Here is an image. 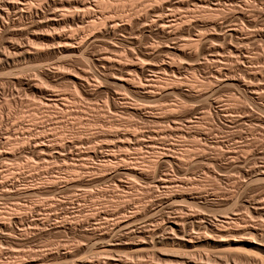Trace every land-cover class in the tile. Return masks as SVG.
Masks as SVG:
<instances>
[{
  "label": "bare ground",
  "instance_id": "bare-ground-1",
  "mask_svg": "<svg viewBox=\"0 0 264 264\" xmlns=\"http://www.w3.org/2000/svg\"><path fill=\"white\" fill-rule=\"evenodd\" d=\"M114 1L49 0L48 7L42 9L41 5L45 1L39 3V6H35L33 2V4L31 3V0H0V36L5 35L8 38L7 43L4 45L5 48H3L9 47L12 50H0V66L3 65V69L6 68V70L12 72L15 67L20 65H22L19 67L20 69L24 66L32 68L33 65L28 64L26 66V64L23 66L22 62L41 60V56L44 54L43 50L39 46L33 47L34 44L31 47L28 46L29 43L28 45L25 42L16 43V39L13 37L19 33H25V38L33 36L35 45L36 43L40 45L41 42L38 43V40L39 36H41L42 42L44 43L43 40H45L46 46L51 47L50 51L60 55L58 60L55 61L57 70L54 69L55 71L49 73L58 72V75L55 73L57 78L70 82L75 86L74 90L76 92L68 97L70 104L81 105V95L90 101H94L98 100L103 93H106V99L110 97L115 112L136 114L148 120L162 121V123L163 121L175 123L174 127L163 132L154 130L139 133L138 131H130L129 128H119V125L117 127L118 121L109 119L108 123L106 122L105 124L107 127H101L100 133H102L103 138L98 139L95 146H92V144L89 146V142L79 141V139L78 142L74 141L75 143L70 141L66 144L63 142L60 144L58 142L57 146L55 145L56 147H50V145L44 144V140L40 141V139L34 144L35 140H33L34 148L32 149L35 150V154L37 153L38 157H50V152L53 150L55 157L61 161L66 162L77 158V163L68 165L65 168L67 175L63 176L64 180L62 179V181L65 182L63 184L66 187L75 189L74 192H76V202L78 204L86 200V194L96 193H92L94 191L92 189V191L87 190L94 183L107 185L108 188H105L109 189L108 191L111 190L112 194L110 199H108L109 197L107 199L103 198L98 202L99 205L97 207L102 209L97 210L94 203L96 212H93V214L90 212L91 215L78 224L81 228L92 226L88 232L92 240H94L93 246L95 248L93 251L88 252L85 249L82 251V247L76 246V249L75 247L67 246L65 250L57 251L55 249L56 251L49 255L71 258L73 259V264H212L210 263L211 259H213L211 257L216 255L217 258L216 260L214 259L213 264H223V260L228 258L226 253L231 252L235 248L232 245L233 243L224 239V236L239 233L248 234V236L252 237V239L246 238V241L254 243L252 246L254 248L248 249L254 251L255 255L260 257V260L264 263V197L256 195L251 187L255 182H264V151H255L252 157H247L253 150V148L249 149L251 144L250 139L247 137V141L236 142L226 150L225 147L229 141L221 140L222 138L218 139L215 136L218 131L208 119L210 112H207L203 106L205 102H208L209 106H213V113L219 119H223L224 126H241L248 120L252 125L260 126L264 131V117L251 114L252 112H249L247 106H243V112L239 113L236 103L225 104L226 102L223 103L222 98L218 95L220 88H233L238 92H244L253 103L257 104L258 108L264 111V74L255 65L257 56L254 57V55L252 57L247 51L248 49H246L250 42L252 44L253 42L256 44V42L250 40V34H244L245 24H241V22H246L247 31L250 33L257 31L258 35L264 37V23L259 24L254 19L255 17L253 18V16L260 13L264 19V11L262 8L250 7L247 0H143L140 1V4L139 1H135L144 8L139 10L142 12L144 10L143 13L138 11L139 14L137 12L136 14L131 12L125 14L118 4L115 5L117 2L114 3ZM123 3L125 6L126 2ZM149 3L151 4L149 5ZM147 4L149 8L146 9L145 7H148ZM57 8L59 10L62 9V11L57 10ZM221 14L222 17H220ZM33 17L37 20L34 18V21L23 22L24 19ZM258 26L261 27L259 28ZM66 27L72 29L75 27L77 32L74 33V30H72L67 33L63 31ZM83 27H91L93 30L90 29L91 32L89 33L86 30L87 32L84 33L85 31L83 30L81 32ZM229 37L235 38L237 42L235 43V41L231 40L229 42ZM115 41L120 43L124 49L134 48L138 52L130 51L126 55H120V48L114 44ZM199 50L201 54L203 53L202 57H199ZM67 58L81 60L82 62L89 61L98 67L97 70L100 74L97 73L98 75L95 76L96 80L93 81L90 80L91 74L85 70L86 66H81L73 71L71 69L65 70L63 67H65L64 61H68ZM178 58L181 61L183 59L190 62L185 61L186 64L184 65H176ZM61 63H64V66ZM37 67L38 65L34 64L33 68ZM61 67L64 69L63 71L60 70ZM88 67L90 66L88 65ZM204 69H209V71L205 72L203 77H197L196 72ZM12 73L16 75V73ZM187 73H191L192 77L187 78ZM17 75L16 77H18ZM53 79L55 78L53 77ZM19 80L18 82H20ZM36 83L29 85L32 91L40 96L42 100L39 101H41L42 105L44 104L43 107L48 108V112L62 113V111H66L69 103L66 99V94L59 95L57 94L58 90L55 92L49 90L50 88H43L44 86L41 85L38 87ZM207 83L209 85L214 83L212 86L217 84V87L214 88L207 85L209 88L198 90L200 85ZM183 84L185 85L184 87H182ZM172 94H179L183 97L194 99L200 103V106L192 107L190 105L191 107L185 109L184 113L186 114L181 115L178 111L186 107V103L183 102L185 99H182V102L167 103V105L159 108H154L152 104L150 106L148 103V106L146 103V105L142 104L145 106L133 104V101L131 102L130 100L131 96L137 99H144L150 103L158 102L160 104L159 101L162 97ZM91 104L92 108L96 107L98 109L101 107V104L98 105L96 102H91ZM239 108H242V106ZM78 112H75L76 116L80 114ZM63 115L65 114L63 113ZM181 121L185 123L183 126L193 130L192 135H194L196 140L198 138L195 142L199 141L198 145L200 147L194 153L193 148L191 152L190 148L185 147L182 143L166 140L167 137L173 134H178L179 138L180 136L183 138L190 136L189 130L181 127ZM36 124L38 125V123ZM36 124L34 123V125ZM82 131L83 129H76V131L74 129L73 131L63 132L67 136L77 137L78 134H82ZM244 135L250 137L248 133H244ZM262 135L261 138L263 137ZM57 137L54 136L55 141H58ZM21 138L19 139L21 140ZM201 141L203 142L202 144H200ZM232 143L230 142L229 144ZM83 144L88 145L87 147L83 146L84 148L86 147L84 151L83 149L81 151L78 149L71 151V149ZM142 147L149 152L148 159H145V156L133 157L131 155L130 151H140ZM192 157L195 159H192ZM57 159L55 160L57 161ZM192 160L196 165L193 164L194 167H198L205 177H213L218 181L226 180L231 182V185H237V187L242 188L238 197L236 196L238 189L235 190V186L233 187L234 190H225L223 194H217L214 191L209 192L205 188L204 190H202L203 188L199 190L202 182L200 177H203V175L197 178L194 176L195 173L189 170L190 165L193 163ZM235 163L237 165H234ZM230 167H234V169L235 167L240 168L239 172L243 177L241 181L236 178V175L232 176L229 174ZM74 173L77 175L75 176ZM68 174H72L75 177H71ZM8 179L2 182L0 180V191L6 193L7 191H4V189L9 190L13 181L16 183L15 178L13 181ZM42 180L49 183L48 188L38 185L27 187L24 190L19 188L20 190L18 189L17 194L39 193L43 195V193L47 194L48 191L59 188L57 181L54 179V181H50V178H42ZM59 180L58 182H60ZM139 180H145L146 184L151 186L149 189L152 191L147 189L148 192L151 191V197L148 202L147 199L146 201L143 199L144 196L138 194L141 192L138 187L140 185L138 183ZM113 181H116V183H113ZM51 182L53 184H50ZM144 187L143 191L145 190ZM9 191L11 192V190ZM101 192L103 193L104 191ZM2 194L0 193V197H3ZM99 195L101 194L99 193ZM73 200L70 202L71 204H73ZM49 201L47 206L52 207L54 201L52 199ZM70 203L68 202L69 205ZM28 206L30 207L29 204ZM28 206L26 204L20 206L22 208L21 212L8 213L10 219L17 223V227L18 224L23 226V228L26 227L25 225L34 227L43 224L40 218H30ZM41 206L37 208L40 214L43 213L41 209H46V207L42 208ZM231 206L238 207H232L229 212L222 211L220 215L215 214V216L211 214L213 211H209L225 210V208L229 210ZM201 207L208 208V211L202 210L203 208ZM193 208L197 210H193ZM243 209L247 211V214L251 215L250 219H248L249 217L245 219V214H241ZM114 217H117V222L111 224L110 228L112 231L107 232L108 221ZM56 219L57 217L55 216L54 220ZM4 221L0 219V229L4 233H8L13 225L10 226L9 222L6 223L7 221ZM70 225L72 226V224ZM70 225L67 226L70 227ZM134 229H136L135 232ZM122 230H127L130 234L129 236L124 235V240L120 239V235L117 236L118 231ZM211 239L216 240L214 241L216 245L213 246L215 251L214 249H206L205 245L211 242ZM225 244L228 245L226 249L222 247ZM120 245H136V248L126 252L125 258H123L118 251L114 250ZM169 255L175 258H171ZM237 257L240 258L239 256ZM22 259V262L28 260L26 258ZM9 262L14 264L13 260ZM15 264L18 263L15 262Z\"/></svg>",
  "mask_w": 264,
  "mask_h": 264
},
{
  "label": "rangeland",
  "instance_id": "rangeland-1",
  "mask_svg": "<svg viewBox=\"0 0 264 264\" xmlns=\"http://www.w3.org/2000/svg\"><path fill=\"white\" fill-rule=\"evenodd\" d=\"M43 1H45V2L47 1L48 4L47 3L45 4V2H43ZM135 1L136 2L139 1V4H140L141 3L140 1H143V0H120V1L119 0H115L114 3L117 2V3H115V5L118 4L119 8L122 9L125 14L126 13H130V12L134 13V14H136V12H137V14H139V12L143 13L144 10H143V12L139 11V10H141V8L142 9H144V8L142 6H139V4L136 3ZM247 1H248V4H250V7L253 8L255 6L256 9L262 8V10L264 11V0H247ZM32 2L35 4V6H39L40 5L39 3L43 2L44 4L41 5L42 9H46L48 7L47 5H49V0H39V1L38 0H31V3ZM123 2H126L125 6H124ZM134 4H136L135 5L136 7L134 6ZM150 4L151 3H149V5ZM149 5H148V7L146 6L145 8L146 9L149 8ZM58 8H57V10H59ZM59 11H62V9L59 10ZM257 15L253 16V18L255 17L254 19L257 20L259 22V24L260 23L261 24L264 23V19L261 16V14L259 13ZM220 17H222V14H221ZM34 18L35 17H33L31 19H24L23 22L28 21V20H33L34 21L36 19V18L35 19ZM241 24H245L244 25V31H243L244 34L245 35L250 34V37H251L250 40H252V42L255 41L256 44L259 43V44H257L258 45L257 46L254 42H253V44L250 42L248 45L250 47H252V48H250L248 46L246 49H248L247 51L252 55V57L254 55H255L254 57L257 56L256 59L254 58L255 59V65L258 67L259 71L260 72L263 71L262 73L264 74V69H263L264 68V37L258 35L259 33H257V31H255L257 34L255 32H253V33L251 32L250 33L249 31H247L248 28H247L246 22L245 23L241 22ZM258 27L260 28L261 26H258ZM258 27H256V28H258ZM90 29L93 30V28H91V27H89V28L83 27L81 29V32L83 30V31H85L84 33H86L87 31H88L87 33H89V32H91ZM72 30H74L73 31L74 33L77 32L75 27L73 29L70 28V27H66V29H64L63 31H65L67 33L68 32L70 33ZM39 31L42 32L41 30H39ZM245 31H246V33H245ZM251 34H253V35H251ZM25 36H26L25 33H23V34L19 33V34L15 35L13 38L16 39V41H15L16 43L17 42H21V43L25 42V43H27V45L29 43L28 46H31L32 44L35 45L33 36L29 37V38L28 37L25 38ZM261 37H263V38H261ZM13 38H12V40L14 41ZM7 39L8 38L5 37V35L0 36V50L5 48L4 45L7 43ZM234 39L235 38H230L229 37L228 41L231 40L233 42L235 41V43H236L237 40L236 39L234 40ZM259 39H260V41H258ZM4 40H5V42H4ZM39 40H38V43L41 42L40 45H43V46H40L39 44L37 45V43H36L37 46L33 45V47H38L39 46V48H41L43 50L44 54H43V56H41V60L39 59L38 61H33V62L31 61V62H25V63L22 62L23 66L26 65V64H27L26 66H28V64H31L34 67V64H37L38 65L37 68H33V67L30 68L29 67L30 68L29 69V68H26L24 66V67H21L22 69H20L19 67L22 66V65L15 67L14 70H12V72L16 73V75L18 74L17 75L19 77L18 78L11 71L6 70V68L3 69L2 68L3 65L0 66V151H1L0 152V180L2 182L3 180H6L7 178H9V179H12V181H13V179L15 178L14 180L16 182V183H14V181H13L14 185L13 184L10 185L9 190H11V192L9 190H7V189H4V191H7L6 193L0 191V193H3L2 195L4 197V198L0 197V219H3V221L5 220L4 222L7 221L6 223L9 222L10 226L13 225L12 227H10V232H8V233L7 232L4 233V231H2L0 229V255L2 254V256L0 257V259H1L0 264L1 263H3V264H8L9 263L10 264L12 262H9V261H12V260L14 261L13 262L14 264H15V262H17L18 264H73V259H71V258H60V257H57V256L53 257V255L52 256H50V255H51V253H54L56 250L57 251L65 250L67 246H70V247H73V248L74 247L76 248V246L79 247V248L82 247L81 248L82 251L84 249L88 250V252L93 251V249L95 248L93 246L94 240H92V238H91V236L89 235V232H88V230L90 228H92V226H90V227H86L85 226V227L81 228L78 224L81 223V221H83V219L85 221L91 214H93V212L95 213L96 212V208H97V210H99L101 208V207L100 208L97 207V205H99V203H98L99 201H101L103 198L107 199L108 197H109L108 199H110V197L112 195L111 194V190L108 191L109 189L107 190L105 188V187H107V185H103V184L101 185V183H94L92 185V187H88L89 189L87 188V190L90 191L92 189V190H94V191L91 190L92 193L93 192H96V193L95 194L93 193L91 195L86 194V197H87L86 200L84 202H81V204H78L76 202V192H74L75 189L66 187L64 185L65 182L62 181V179L64 180L63 176L67 175L65 168H67L68 165L77 163V161H78L77 158H74V160L73 159L67 160L66 162L65 161H61V160H59V159H57L55 157V152L53 150L50 152L51 153L50 154L51 156L49 155L50 157H48V156L46 158H44V157L42 158V156L38 157L37 153L35 154V150L32 149V148H34L33 145L36 143L37 140H39V139H40V141L44 140L43 141V142H45L44 144L50 145V147H56L58 142H60V144H61V142L66 144V143H69L70 141L75 143L76 141L78 142V139H79V141H87V142H89L88 143L89 146L91 144H92V146H95V145H97L96 142L98 141V139H102L103 138L102 133H100V129H101L102 126L107 127L105 124H106V122L108 123L109 119L110 120H115L116 122L118 121L117 122V127L119 125V128H122V127H123V129H125V128L128 129L129 128L130 131H132V130L133 131H138L139 133L149 132V131H154V130H156V131L160 130L158 132H163L165 130H169L171 127H174V125H175V123L170 122V121H166V122L163 121V123H162V121L148 120V119L140 117L139 115H136V114H125V113H121V112H115L113 110V106H112V102H111L110 97L108 96L109 98L106 99V97H107L106 93H103L101 95V97L99 96L98 100H94V101H90L89 99H87V98H85L84 96L81 95L80 96L81 105L80 104H76L77 105L76 106L75 104H72V103L70 104V99L68 97H70V94L73 95L76 92L74 90L75 86L73 84H71L70 82H67V81H65L63 79L57 78V75H58L57 73L58 72L57 73L56 72H52V74L49 73L51 71H55L54 69L57 70V67L55 65V61L58 60V56H60V55L59 54L57 55V54L51 52L50 51L51 47L48 46V45L46 46L47 43H46L45 40H43L44 43L42 42V37L41 36H39ZM114 44L120 48V51H121L119 53L120 55H126L130 51L134 52V53L138 52L134 48H130V49L126 48V49H124L123 46L120 43H118L117 41H115ZM253 46H255V47H253ZM99 48H104V47H99ZM9 49H10L9 47H6V49H4V50L7 51ZM49 52H51V53H49ZM198 54H199V57H202L201 55H203V53L201 54L200 50L198 51ZM67 59H68V61H64L65 62V67H63V68H65V70L66 69L67 70L71 69L73 71V70H77L81 66L82 67L86 66L85 70L88 73L91 74V76H90L91 79L90 80H93V81L96 80L95 76H97L98 75L97 73H99V71L97 70L98 67L96 65H94L93 63H90L89 61L88 62L87 61L86 62H84V61L82 62L81 60H74L72 58H67ZM180 61H181V59L178 58L177 61H176V63H177L176 65H178V64L179 65H184V64H186L185 61H187V60H183L182 59V61L181 62ZM187 62H190V61H187ZM31 65H29V66H31ZM61 65L64 66V63H61ZM66 65H67V67H66ZM88 65L90 67H88ZM7 69H9V68H7ZM60 70L63 71L64 69H62V67H61ZM208 71H209V69L208 70L204 69L202 71L196 72V75H197V77L201 78V77H203V75H205V72H208ZM50 74H51V76H50ZM54 74H55V76H53ZM133 74H134V72H133ZM190 75H191V73H187V78L188 77H192V75L191 76ZM52 76L55 79H53ZM56 78H57V80H56ZM18 80L20 82H18ZM99 82H100V80H99ZM31 83H36V85L38 87L41 85V86H44L43 88H46V89L50 88L49 90H51V91L57 92V90H58L57 94H59V95H62V94L65 95L66 94L65 95L67 97L66 99L69 101V103L67 102L68 103L67 104L68 105V107H67L68 110L66 109V111L64 110V111H62V113L61 112H59V113H53V112L50 113V112H48V108H45V106L43 107L44 104L42 105L41 101H39V100H42L40 98V96H38V94H36V93H34L32 91V89H31V87L29 85ZM210 84L211 85H209V83H207L205 85L204 84L200 85L199 87L201 89L198 87V90L206 89V87H208V86H211V87H214V88L217 87V84H215L216 86H212V84L214 85V83H210ZM101 85L104 86L103 83H101ZM184 86L185 85L183 84L182 87H184ZM229 88L230 87H228V88L224 87L222 89L220 88V90H219L218 95H219L220 98H222L221 100L223 101V103H225V102H226L225 104L230 103V102L231 103H236V105L238 107L237 111H239V113L243 112V110H244L243 106H247L249 112L250 113L252 112L251 114H253V115H261L262 117H264V111H262L260 108H258L257 104L253 103V101H251L249 99V97H247L244 94V92L242 93L241 91H239V92H241V93H239L238 91L234 90L233 88L232 89L231 88L229 89ZM73 90H74V92H72ZM233 92L234 93L236 92V93L234 94ZM123 93H125V92H123ZM182 99L183 100L185 99V100L183 101ZM102 100H104V101H102ZM130 100H131V102L133 101L132 102L133 104H138V105H142V104H145V103L147 104L148 103L151 106V104H152V106L154 108L155 107L159 108V107L165 106V105H167V103L170 104V102L174 103L176 101L177 102H179V101L182 102L183 101V102L186 103V107L184 109H181V110L179 109L178 113L181 114V115H185L186 114V113H184L186 111L185 109H187V108H189L191 106L192 107L193 106H197V105L200 106V103L196 102V100L191 99V98L183 97V96H181L179 94H174V95L172 94V95H167V96L162 97L160 99V101L158 100L160 104H158V102H156L157 104L155 102L154 103H150L148 101H145L144 99H137L136 97H131V96H130ZM91 102H96L98 105L101 104L100 105L101 107H99L98 109L96 107L92 108L91 107V105H92ZM239 103H240V105H239ZM148 104H147V106H148ZM104 105H106V106H104ZM145 105H142V106H145ZM203 106L205 107L207 112H210L209 116H208V119L210 120V123L213 124L216 127L217 131H218V133L215 136H217L218 139L222 138L221 140L229 141V143L230 142L231 143L234 142L232 144L228 143V145H226V147H225L226 150L229 149L230 146H233L236 142H238V143L241 142V141L245 142V141H247L246 139L248 138V139H250V144H251L250 145L251 148H249V149L253 148V150H251L252 152L250 151L252 154L249 152L251 155L249 154V155H247V157H250V156L252 157L253 153L255 151H262V150L264 151V140H263V137H264V133L263 132L264 131H263V129L260 128V126L257 127V126H255V124L252 125V123L249 122L248 120H247V122L245 121V124H243L241 126H238V125H234L232 127L224 126L223 119L220 118L221 119L220 120L219 117L215 116V114L213 113L214 112L213 111V106H209L208 102H205V104H203ZM241 106H242V108H239ZM89 107L92 108V109H90ZM88 109H90V110H88ZM75 112L76 113L78 112L80 114L76 116ZM159 112H161V111L159 110ZM244 112H246V111H244ZM63 113L65 115H63ZM48 114H50L52 117L50 115H48ZM56 115H58V116H56ZM110 115H111V117H110ZM158 115H160V114H158ZM33 117H34V119H33ZM67 119H68V121H67ZM156 121H157V123H156ZM220 121H222V122L220 123ZM169 122H170V124H169ZM34 123L35 124L38 123V125L37 124L34 125ZM166 123H168V124L166 125ZM183 124H185V123H182V121H181V124H180L181 127H184V129L187 130L188 128L183 126ZM251 125H252V127H251ZM253 126H254V128H253ZM250 127H251V129H250ZM256 127H257V130H256ZM72 128H73V130L75 129V131H76V129L77 130H82L83 129L82 134H80V135L78 134L79 136L77 135V137H72V136H69V135L67 136V134H65L64 132L65 131H68V132L69 131H73V130H71ZM188 130H189V135L190 136H187V137H184V138L180 136V138H179L177 136L178 134L177 135L173 134L172 136L170 135L169 137H167L166 140L168 139L167 141H170V142H176V143H180V144L182 143V144H184L185 147L190 148V150L193 148L192 150H193V153H194L195 150L198 147H200L198 145L199 141L195 142V141L198 140V138L196 140L194 135H192L193 134V130L192 129H188ZM260 132H261V134H263L262 138H261ZM62 133H64V134H62ZM244 133H248L250 137L245 136ZM258 135H259V137H257ZM54 136H56V137L58 136L56 138L58 141L54 140ZM211 136L215 137L214 135H211ZM60 137H62V138H60ZM19 138H21V140L23 139L22 142H21V140ZM232 139H233V141H232ZM252 139H254V140H252ZM33 140H35V142ZM18 142H20V143H18ZM33 142H34V144H33ZM27 143H29V144H27ZM202 143L203 142L201 141L200 144H202ZM22 144H23V146H22ZM83 146H86V145L85 144L78 145V147H76L74 149H71V151H74L75 149L76 150L78 149L79 151H81V149H83V151H84V149L88 145L85 148ZM259 149H261V150H259ZM32 150H33V152H32ZM192 150H191V152H192ZM68 152H70V151H68ZM130 153H131V155L133 157H138V156L144 157L145 156L144 157L145 159L146 158L148 159L147 156H149V152L144 147H142L140 149V151L132 150V151H130ZM47 158L49 159L48 161H47ZM55 159H57V161ZM192 159H195V158L192 157ZM192 162H193V160H192ZM193 164L195 165V163L193 162L192 165H190L189 170L190 171L192 170L195 174L193 172H191V173H193L194 176H196L197 178H199L201 175H203V177L202 176L200 177V179H202V182L200 183L199 190L202 189V188H203L202 190H204V188H205V190L208 189L207 191H209V192L210 191L211 192L214 191V192H217V194H223V192L225 190H227V191H228V189L229 190L230 189L234 190V188H235V190L238 189V192L236 191L237 192L236 196L238 197V195L240 194V191L242 190V188H240L239 186L237 187V185H231V182L226 181V180L218 181V180H215L213 177L212 178H209L208 176L205 177L204 174H202V172L199 170V168L198 167H194ZM234 165H237V164L235 163ZM239 169L240 168H238V167L237 168L235 167V169H234V167H230L229 174H231L232 176L236 175V178L238 180L240 179V181H241V179L243 177L240 175L241 173L239 172ZM74 175L76 176L77 174L74 173ZM74 175L70 174L69 176L75 177ZM52 176H53V178H52ZM5 177H6V179H5ZM58 177H59L60 180L58 179ZM238 177H240V178H238ZM42 178H50V181L54 179L55 181H57V186L59 188L58 189L56 188L55 190H53L54 192L51 190V191H48L50 193H48V192H47V194L43 193V195L39 194V193H37V194L36 193L35 194L32 193V194H27V195H23V194L18 195L17 194V191H19L20 189L24 190L25 188L27 189V187L28 188L29 187H35L37 185L38 186H42L44 188L45 187L48 188L49 183L47 181H45V180H42ZM58 180L60 182H58ZM144 181L143 180H139L138 183L140 185L137 183L139 185L138 186L139 189H140L139 191H141V192L138 191L139 192L138 194L140 196H144L143 199L145 201L147 199V202H148V200L151 197V193L150 192L152 190L149 189L151 186L149 184H146V181L145 182ZM113 183H116V181H113ZM202 183H203V185H202ZM50 184H53V182H51ZM145 184L147 185V187H146ZM14 186H15V188H14ZM143 187H144V189L146 191L145 190L143 191ZM251 187L253 188L254 193L256 195L264 197V182H255V183H253V185H251ZM99 188H101V189H99ZM12 189H13V191H12ZM147 189L151 190V191L148 192ZM250 190H251V188H250ZM101 191H104V192L102 193ZM71 193H73V194H71ZM99 193L101 195H99ZM5 194H7V195H5ZM93 195L94 196L96 195L95 198H94ZM100 196H101V199H100ZM148 196H149V198H148ZM54 198H55V200H54ZM73 198H75V199L73 200ZM97 198H99L100 200L97 199ZM51 199L54 201L52 207H50L49 205L47 206V204L50 202L49 200H51ZM59 199H61V200H59ZM64 200H65V202L62 203V201H64ZM69 200H71V201H69ZM72 200H73V204L74 205L70 203V202H72ZM67 201L70 203V205L68 204ZM74 202H76V203H74ZM64 203L66 204V206H65ZM25 204H26V206H28V204L30 205V207L28 206V208H29L28 212H30L29 213L30 218L31 219H34L35 217H36L35 219H39L40 218L43 221L44 225L41 224L39 226H34L36 228H34L32 225L31 226L30 225H25L26 227L24 226L25 228H23V226L18 224V227H17V223L14 221L16 223L15 224L13 222V220L10 219V216L8 215V213L21 212L22 208L20 206H23ZM93 204L96 205V208L94 207ZM40 206L42 208L46 207V209L43 208L44 210L41 209V211L43 212V213L41 212L42 214H40V212L38 213L39 209H37V208H40ZM232 207H234V206H231L230 207L231 209H229V210L225 208V210L224 209H221V210L219 209V211L218 210H209V211L210 212L213 211L214 213L211 212V214H213L215 216V214L220 215L222 213V211L229 212L230 210H232ZM237 207L238 206H236L234 208H237ZM94 208H95V210H94ZM201 208H203L202 210H204V211H208V208H206V207H201ZM193 210H197V209L193 208ZM199 210H200V208H199ZM79 211H81V212H79ZM90 212H92V213L90 214ZM241 214L242 215L245 214L244 215L245 219L248 218V217H249L248 219H250L251 215H249V213L247 214L246 210L243 209ZM49 215H50V217H49ZM55 216L57 217L56 220H54ZM50 221H51V223H49ZM116 222H117V217L109 219L108 224H107V232H111L112 231V229L110 228V225L114 224ZM70 224H72V226ZM67 225L68 226L70 225V227H68ZM52 226H54V227H52ZM65 226H66V228H65ZM21 227H22V229H21ZM25 229H26V231H25ZM135 231H136V229H134V232ZM2 232L4 234H6V235H4ZM20 232H22V233H20ZM118 232L119 233L117 234V236L120 235V239H123V240L125 239L124 235H128V236L130 235L127 230H122V231H118ZM26 233H27V235H26ZM14 234H16V235H14ZM24 236H26V237L24 238ZM27 236H29V237H27ZM230 236H231V238H229ZM247 236H248V234H239V233H236V234L234 233V235L233 234H228L227 236H224V239H226L227 242L233 243L232 245H234L235 248L231 252H227L226 253L228 258H227V260L226 259L223 260V264H234V263L235 264H252V263L253 264H256V263L257 264H264L263 261L260 260L261 258L257 257V255H255L254 251L248 249V248H254V247H252L254 243H252V242L250 243V242L246 241V238L247 239H250V238L252 239V237L250 235H249L250 237L248 236L249 238ZM210 241L211 242L207 243L208 245L206 244L205 246H206V249L209 248L210 250H213L214 249L213 246L216 245V243L214 241H216V240H214V239L212 240L211 239ZM135 246L136 245H120V246L116 247L114 250L118 251L119 255L121 257L125 258L124 257L126 255L125 253L130 251L131 249L136 248ZM205 246H204V248H205ZM227 246L228 245L225 244L222 247L226 249ZM214 251H215V249H214ZM36 255H38L39 257L36 256ZM44 256H46V257H44ZM169 256L171 258H175L174 256H171V255H169ZM237 256H239L240 258H238ZM22 258H26V260L27 259L28 260L22 262V260H23ZM32 258H33V260H32ZM211 258H213V259H211L212 261L210 263L213 264L214 263V259L216 260L217 257L215 255L214 257L212 256ZM256 258H258V259H256ZM20 259H21V261H20ZM6 260H7L8 263L6 262ZM225 260H226V262H225Z\"/></svg>",
  "mask_w": 264,
  "mask_h": 264
}]
</instances>
